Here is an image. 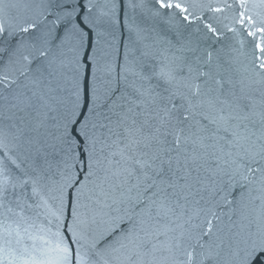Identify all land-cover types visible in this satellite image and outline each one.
<instances>
[{"label":"snow or ice","instance_id":"obj_1","mask_svg":"<svg viewBox=\"0 0 264 264\" xmlns=\"http://www.w3.org/2000/svg\"><path fill=\"white\" fill-rule=\"evenodd\" d=\"M150 3L0 0V264H264V0Z\"/></svg>","mask_w":264,"mask_h":264},{"label":"water","instance_id":"obj_2","mask_svg":"<svg viewBox=\"0 0 264 264\" xmlns=\"http://www.w3.org/2000/svg\"><path fill=\"white\" fill-rule=\"evenodd\" d=\"M115 2V18H116V46L119 50V53H122L126 50L129 38L127 32V26L129 24L138 23L141 26H148L153 23V21L148 16V10L151 7L150 0H143V6L137 7L134 5L140 4L141 0H114ZM115 88L116 85L114 84ZM226 211V208L224 209ZM227 221V217H224ZM108 225L103 222H99L96 225L92 226L91 235L98 238L100 243H103L105 240L109 239V236L106 232Z\"/></svg>","mask_w":264,"mask_h":264}]
</instances>
